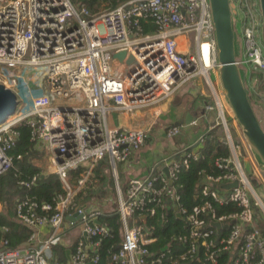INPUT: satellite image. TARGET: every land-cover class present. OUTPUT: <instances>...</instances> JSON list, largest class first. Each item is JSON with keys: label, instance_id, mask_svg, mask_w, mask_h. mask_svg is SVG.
<instances>
[{"label": "built area", "instance_id": "obj_1", "mask_svg": "<svg viewBox=\"0 0 264 264\" xmlns=\"http://www.w3.org/2000/svg\"><path fill=\"white\" fill-rule=\"evenodd\" d=\"M230 7L237 41L241 37L238 65L264 73L259 0H230ZM149 21L156 30L142 33L141 23ZM185 35L191 37L187 52L180 50L178 41ZM119 51L133 57L131 66L123 68L115 61L113 55ZM216 54L208 0H128L97 13L70 0H0V84L13 91L18 101L15 113L0 124V177L21 158L10 151L19 136L16 127L25 121L31 140L47 151L51 173L62 187L51 202L39 203L32 197L18 200L16 217L31 233L17 248H10L4 235L0 237V264H60L53 248L68 235V227L76 226L80 237L68 250L69 264L98 260L100 243L111 231L100 223L103 212L97 206L77 203L75 197L93 187L94 170L102 159L114 174L122 227L121 241L107 250V264H141L139 245L150 244L155 238L145 215L135 217L134 211L163 187L173 196L175 159L163 158L145 176L130 178L123 193L116 165L143 147L147 132L162 115V104L179 88L199 75L210 84L209 73H217ZM243 70L246 74L248 69ZM32 87L40 93H30ZM212 92V103L205 110L216 112V124L224 130L230 151L228 161H216V165L223 170L231 164L234 174L224 172L213 178L204 192L214 195L221 205L235 203L242 210L211 221L213 229L208 230L203 215L211 209L210 204L194 207L185 218L190 225L188 237L195 243L179 259L167 262L157 257L151 264H187L198 258L200 248L202 264H218L223 253L227 260L220 264H264L263 190L255 187L242 164L247 147L242 133L237 142L231 138L230 127L236 122L233 113L228 105L223 107L217 91ZM141 112L149 113L147 125L110 122L113 113L134 117ZM178 133L177 125L165 131L167 138ZM180 151L182 156L186 154L185 149ZM39 176L18 184L30 188ZM229 177L237 186L218 195L219 183ZM158 184L161 189H156ZM177 211L178 216L186 214L184 208ZM77 215L73 222L67 219ZM128 218L139 226L129 227ZM44 226L50 232L38 239ZM225 227L227 235L220 236ZM7 231L6 226L1 227L3 234Z\"/></svg>", "mask_w": 264, "mask_h": 264}, {"label": "trees", "instance_id": "obj_2", "mask_svg": "<svg viewBox=\"0 0 264 264\" xmlns=\"http://www.w3.org/2000/svg\"><path fill=\"white\" fill-rule=\"evenodd\" d=\"M74 5L83 4L91 13H97L103 9L115 8L128 0H70ZM234 23V22H233ZM235 24V23H234ZM142 25V33L154 32L155 25L149 21ZM235 27V26H234ZM245 85L249 93L251 104L259 102L264 105V73L258 70L250 69L246 71ZM204 106L212 103L208 97L202 98ZM206 111V110H205ZM211 111H206L208 113ZM214 112V111H212ZM212 128L203 134L199 144L196 147H187L184 156L175 158V167L172 172L171 189L172 194L166 193L163 187L161 192L152 194L149 199L134 211V216L145 215V223L150 226L155 241L150 244H140L137 250V256L141 264H151L152 260L162 257L164 261L179 259L181 253L190 248L195 241L188 237L190 225L186 220V215L193 211V208L208 203L211 209L203 215L205 226L209 229L211 221L218 220L230 212H240L242 209L235 203L221 205L210 192L205 193L204 188L209 186L213 178L221 176L224 172L234 174L232 165L228 164L221 170L216 165V161L226 162L230 157L228 145L221 140L224 136L221 126L216 125V121L210 124ZM16 130L19 133L15 147L10 151L14 156L21 155L20 159H15L13 166L0 177V237L3 235L9 240L10 248H17L28 239L31 230L22 225L16 217V204L18 200L26 197L35 198L39 203L51 202L52 197L62 192L61 183L55 174L42 176L40 174L35 185L30 188L19 186L21 180H28L33 175L38 174L39 169L34 166L30 158L39 157L38 151L34 148V142L31 140L30 128L24 122L17 125ZM193 153L194 155H192ZM187 154H190L189 157ZM109 169V164L105 159L100 161L99 167H96V177L102 182L105 181L104 170ZM107 177V175H106ZM110 181V178H108ZM232 178L222 179L217 190L218 195H225L232 183ZM161 189L160 184L156 189ZM226 190V191H225ZM8 192V193H7ZM89 190H83L76 195L75 201H82L89 198ZM83 194V198L80 199ZM85 196V198H84ZM91 196V195H90ZM184 208L186 214H180L175 210ZM101 224H105L111 231V236L104 238L98 248V260L87 264H107L108 248L114 244L116 247L121 241V221L116 210L104 213L99 217ZM6 226L7 232L3 234L1 227ZM228 228L225 227L220 236H226ZM214 236V235H212ZM165 248V249H163ZM203 257L202 248L199 249L198 258L188 261L187 264H202L199 260ZM62 260V259H61ZM227 260V254H222L218 258V264ZM184 263V262H183Z\"/></svg>", "mask_w": 264, "mask_h": 264}, {"label": "crops", "instance_id": "obj_3", "mask_svg": "<svg viewBox=\"0 0 264 264\" xmlns=\"http://www.w3.org/2000/svg\"><path fill=\"white\" fill-rule=\"evenodd\" d=\"M178 41L180 43L179 48L182 51L187 52L189 48L191 47V37L190 36H187V37L180 36L178 37ZM195 79H198V81L188 86L187 83L191 81H195ZM200 79H202L203 81H201ZM209 79H210V84L206 82L203 76L199 75V76L193 77L188 82H186L181 88H179L170 99L166 100V102L162 104L161 106L162 115L160 119L158 120V124L155 125L153 128H151L147 132L146 140H145L143 147L139 151L134 152L133 155L127 161L119 162L116 165L117 183L122 193L124 192L130 178L145 176L148 173L149 169L153 166H156L162 158L172 156L175 152L184 150L187 147L192 146L195 142L201 139L203 134L211 126L210 124L216 119L215 111L214 112L211 111L209 112V114L205 113L206 111H205V106H204V102L202 98L208 97L212 100V97H213L212 90L215 89L217 91V94L220 98V101L223 107L225 108L228 105L226 100H224L225 97L222 93L219 80L218 82L216 80L218 79V75L216 76V79H215L213 76V72H210ZM201 82L209 90L208 95H205V92L201 88ZM166 105L167 107H165ZM172 111L174 112L173 118L166 119L167 118L166 116H168L169 113H172ZM116 114L119 115V119L115 120L112 117V119H110V122L112 124H116V125L126 124V125L141 126V125H147L149 122V115H146L148 116L147 119H143L139 116L140 114H136L137 116H134V117H130L128 115L126 116L121 113H116ZM187 114H190V116H192L193 121L187 125H185L184 123L182 125H178L180 129L178 135H180V137L174 138L175 137L174 136L172 137V139L167 138L165 134L166 129L169 126L176 125L177 123L183 122ZM220 128L224 134L221 140H223L226 143L225 141L226 134L224 130L222 129V127ZM241 133H242L241 129L239 125L237 124V122H235L234 124H231L230 135L234 141L236 142L239 141L241 137ZM34 148L35 150L38 151V156L46 161V166L42 168L36 162L35 157L30 158L31 163L39 169L38 174L39 175L41 174L42 176H47L49 174H52L51 168L49 165L47 151L45 150L43 145L41 143L34 142ZM251 154L252 153L247 145L246 150L244 151V156L242 158V164L245 170L247 169L246 172L249 175H251V180L254 183L255 187H257L259 191L261 190L264 191V181L263 180L254 181L252 174H254L255 176L256 174L254 172H251V168L246 165L247 162L249 163L252 162L251 157L253 155L251 156ZM257 165L261 168V166L258 163ZM106 171L104 170L103 173H107ZM94 174L96 176L95 170H94ZM120 174L124 177L125 184L123 186H121L120 184ZM96 181L97 180H95L93 187L89 190L90 195L91 194L92 195L90 196L88 200H86V201H91L94 206H97L98 204L96 202L99 201L97 200L95 202L96 195L100 196V194H102L99 192L98 189H95L97 187ZM104 194H105V191H104ZM116 196H117V193H116ZM99 203L102 205H107V206L111 205L109 202V199L107 198H104L102 202L99 201ZM1 209H2V204L0 203V210ZM104 213H109V212L105 211L103 212V214ZM67 230H68V235L64 236L62 242L53 248L54 253L59 258L60 264H69L68 250L74 245L76 240L80 237V230L77 226L71 229L68 227ZM49 232H50V228L48 226H44L39 231L37 238L42 239L46 235H48ZM24 243L21 245H24Z\"/></svg>", "mask_w": 264, "mask_h": 264}, {"label": "water", "instance_id": "obj_4", "mask_svg": "<svg viewBox=\"0 0 264 264\" xmlns=\"http://www.w3.org/2000/svg\"><path fill=\"white\" fill-rule=\"evenodd\" d=\"M208 3L217 50L219 84L253 157L264 172V129L249 99V93L245 85V71L237 63L239 51L230 0H208ZM259 6L264 28V0H259ZM113 58L123 68L131 66L134 62L133 57L131 55L127 56L125 51L116 52ZM17 105L18 101L14 92L0 84V124L15 113ZM192 121V116L187 114L185 120L176 125H182L183 123L187 125ZM198 143L196 142L192 147H196ZM163 171L168 174L167 168H163ZM236 186V181L229 184L230 188H235ZM79 216H70L67 219L73 222ZM214 225L218 226L219 224L216 223Z\"/></svg>", "mask_w": 264, "mask_h": 264}, {"label": "rangeland", "instance_id": "obj_5", "mask_svg": "<svg viewBox=\"0 0 264 264\" xmlns=\"http://www.w3.org/2000/svg\"><path fill=\"white\" fill-rule=\"evenodd\" d=\"M186 37H187V35H185ZM239 38V40H241V37L239 36L238 37ZM237 41L238 42V58H240L241 57V42L240 41ZM242 66V68L243 69H245V70H247L248 69V71L250 70V68H248L246 65H241ZM213 76H214V78L216 79V76H217V73L215 72V73H213ZM29 80V79H28ZM201 81H203L202 79H200ZM217 80V82H218V79H216ZM198 81V79H195V81H191V82H188L187 84H188V86L189 85H191V84H193V83H195V82H197ZM201 88L203 89V91L205 92V95H208V89L204 86V84L201 82ZM31 90V92L30 93H32V94H37V93H40L39 92V90L36 88V87H32V88H30ZM225 100V99H224ZM262 101V100H261ZM261 101H257L258 103H256V102H254L253 104H252V106H253V108H254V110H255V112H256V115H257V117H258V119H259V121H260V123H261V126L263 127V129H264V105H261L259 102H261ZM24 104H21L20 106L22 107ZM165 107H167V105L165 106ZM232 112V111H231ZM140 115V117L141 118H143V119H147L148 118V116H146V115H149V113L148 112H141V113H139ZM123 115H126L127 116V114H123ZM173 115H174V112L172 111V113H169V115L168 116H166L167 118L166 119H169V118H173ZM135 116H137L136 114H135ZM112 117H113V119H115V120H118L119 119V115H117L116 113H113L112 114V116H111V119H112ZM132 117V116H131ZM179 131H180V129H179ZM179 134V133H178ZM175 135V137L174 138H179L180 137V135ZM172 139V138H171ZM166 140H167V138H166ZM197 142H200V140H198ZM196 143V142H195ZM194 143V144H195ZM199 144V143H198ZM190 147H192V146H190ZM181 151H179V152H177L175 155L173 154L172 156H168V157H166V158H169V159H175L177 156H182L181 155V153H180ZM192 155H194L193 153H191ZM251 156H252V154H251ZM35 159H36V162L38 163V165L39 166H41L42 168H44L45 166H46V161L44 160V159H42L41 157H35ZM163 159V158H162ZM161 159V160H162ZM251 159H252V162L251 163H249V162H247L246 163V165L248 166V167H250L251 168V172H254L255 174H256V176L254 175V174H252L253 175V180L255 181H257V180H263L264 181V172H262V170H261V168L257 165V163L255 162V160H254V158H253V156L251 157ZM161 160L159 161V163L157 164V165H160L161 164ZM251 164H252V166H251ZM163 168V167H162ZM247 170V169H246ZM106 171V170H105ZM107 173H105V181H103L102 182V180L100 181L99 180V178L98 177H96V183H97V187L95 188V189H98L99 190V192L100 193H102V194H100V196H97L96 195V200H95V202L97 201V200H99L100 202H102L103 201V199L104 198H107V199H109V202H110V206H107V205H102V204H100L99 203V201H97L96 203L98 204L97 205V207H98V209H100L102 212H105V211H108V212H112V211H114V210H116V208H117V196H116V185H115V178H114V174H113V172L111 171V168L109 167V169L106 171ZM106 175H107V177H106ZM108 178H110V181L108 180ZM258 178V179H257ZM120 184H121V186H123L124 184H125V181H124V177L120 174ZM95 189H94V191H95ZM259 189H261V188H259ZM104 191H105V194H104ZM90 194V193H89ZM92 195V194H91ZM261 197H262V200H263V202H264V191L261 193ZM83 198V194L81 195V197H80V199H82ZM84 198H85V196H84ZM89 198H90V195H89ZM88 198V199H89ZM87 199V200H88ZM91 201H86V200H84V201H82V204H88V203H90ZM128 226L129 227H138L139 226V223H135L134 222V220H133V218H128ZM120 230L122 231V227H120Z\"/></svg>", "mask_w": 264, "mask_h": 264}, {"label": "bare ground", "instance_id": "obj_6", "mask_svg": "<svg viewBox=\"0 0 264 264\" xmlns=\"http://www.w3.org/2000/svg\"><path fill=\"white\" fill-rule=\"evenodd\" d=\"M207 52H205V59L207 60V54H206Z\"/></svg>", "mask_w": 264, "mask_h": 264}]
</instances>
